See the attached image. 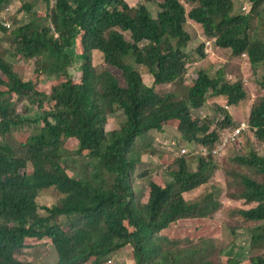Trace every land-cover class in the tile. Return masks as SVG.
<instances>
[{
	"label": "trees",
	"instance_id": "16d2710c",
	"mask_svg": "<svg viewBox=\"0 0 264 264\" xmlns=\"http://www.w3.org/2000/svg\"><path fill=\"white\" fill-rule=\"evenodd\" d=\"M11 1L0 0V13ZM19 1L25 13L39 2ZM42 1L47 7L41 21L36 13L29 23L16 21L13 30L0 24L13 39L7 52L36 61L35 74L26 79L0 56V264H35L18 255L49 245L58 254L56 264H112L110 257L123 248L131 250L133 264H264V155L251 149L224 168L229 197L249 206L226 207L250 225L247 258L216 250L210 226L224 207L218 189L195 200L184 197L208 189L216 167L212 153L226 130L237 127L228 107L247 101L249 89L223 70L212 76L201 69L185 97L156 91L188 73L189 20L217 47L264 68V0H250L248 13L237 12L233 0H162L156 16L145 3L126 0ZM93 51L125 82L109 70L96 71ZM199 52L206 57L203 48ZM74 55L85 61L79 79L71 73ZM136 66L154 78L152 86ZM259 85L264 91V73ZM14 96L36 113H20ZM210 98L227 102L213 105L215 125L193 114ZM248 124L242 136L252 134L264 144V96L253 104ZM167 127L207 156H197L195 171L186 158H174L169 179L141 173L149 178L140 189L138 165L144 155L158 154L151 132ZM74 163L81 166L78 173ZM47 190L58 194L52 207L38 203Z\"/></svg>",
	"mask_w": 264,
	"mask_h": 264
},
{
	"label": "rangeland",
	"instance_id": "374dc122",
	"mask_svg": "<svg viewBox=\"0 0 264 264\" xmlns=\"http://www.w3.org/2000/svg\"><path fill=\"white\" fill-rule=\"evenodd\" d=\"M52 4L54 0H51ZM132 6H138L145 3L154 16L158 12L157 1L162 0H126ZM235 2V9L240 13H248V10H244L252 7L250 0H233ZM19 2V3H18ZM18 3V4H17ZM188 10H190L193 5L187 4ZM47 5L44 1L39 0L35 8L31 13L20 12L21 3L19 0H12L11 4L7 6L8 12L5 9L2 10V17L7 20L11 26L9 29L15 28V22L22 20L24 23H29L33 15L37 13V20L41 21L43 19V11L46 12ZM249 9V8H248ZM0 13V14H1ZM189 31L192 35V40L189 43L186 53L188 56V73L182 81L177 83H172L168 85L157 86L156 91L159 94H166L169 92H175L181 97L186 96V89L192 84L193 78L198 70H205L210 75L216 76L219 71L223 70L226 77L230 81H236L237 79H242L245 87L249 89L250 97L247 101L242 102L238 107L229 106L228 109L235 119L237 126L242 123H247L250 116V111L253 104L262 96H264V91L259 85V80L261 79L264 68L258 67L253 68L247 57L239 56L235 57L232 51L229 49H222L211 41V45H207L210 40L204 35L202 27L192 20H189ZM264 31V22L261 24L260 33ZM13 41L10 35L0 32V56L6 58L9 62L16 65L23 76L26 79H30L35 74V63L34 60H25L24 58L13 57L7 52L9 44ZM203 48L206 57L203 58L199 50ZM74 65L71 68L72 76L75 79H79L81 76V69L85 64V61L81 60L77 55H74ZM92 64L95 70L102 72L104 70H109L114 73L121 83L125 80L122 76V72L118 69L105 63L103 56L99 52L93 51L92 53ZM137 70L143 74V81L148 85L152 86L154 83V78L151 75L146 74L141 66H136ZM13 99L17 102L18 110L20 113L33 116L36 110L32 106H28L25 101H20L16 96ZM227 102L222 98H210L205 106L201 109L193 110V114L201 119H206L207 121L216 124V118L219 113L215 112L213 107L214 104L222 105L227 107ZM119 117V116H118ZM120 118V117H119ZM111 125L108 124L106 129H110ZM248 131V130H246ZM151 135L154 138V146L158 150L157 155L146 154L143 157V161L138 165L137 173L135 175L136 182L139 183L140 189L145 188L147 180L149 177L140 178L139 174L144 173L153 176L156 173H161L166 176L169 170V165L174 158L184 157L190 162V169L192 171L198 168V157L201 155L206 157L201 152L200 147L193 146L181 140L179 133L173 127H167L166 131L163 133L152 131ZM185 149L186 153L183 154L182 150ZM254 149L259 154L264 155V144L260 143L254 138L252 134H244L239 140L227 146L223 151H219L217 148L216 153H212L215 156L216 167L213 174L209 178L208 189L199 188L191 193L184 194L187 200H195L198 197L203 196L206 190L216 192L215 189L219 190V195L217 199L222 202L223 208L217 211L213 215V221H211L210 233L215 239V247L217 251H224V253L233 256H239L242 259L247 258L248 252L250 251V237L247 234V223H240L236 219L226 212V207L232 205L234 207H246L249 206L245 204L243 200H234L229 197V189L227 184V179L224 174V168L226 163L230 162V159L239 153H246L249 150ZM206 153V151H204ZM198 156V157H197ZM77 170L72 169L78 173V169L81 168L79 163H74ZM141 195V193H140ZM58 198L57 192L54 190H47L43 192L38 198V203L42 207H52L56 204ZM44 214L45 211H40ZM63 221L67 218L62 217ZM239 227H246L244 231L239 233H234L233 230ZM21 259L28 257L29 260L33 261L35 264H56L58 260V254L55 248L51 245L46 247H41L37 249H32L27 253L21 252L18 255ZM112 264H133L131 260V250L129 248H123L116 253H114L110 259Z\"/></svg>",
	"mask_w": 264,
	"mask_h": 264
},
{
	"label": "built area",
	"instance_id": "2783aa9c",
	"mask_svg": "<svg viewBox=\"0 0 264 264\" xmlns=\"http://www.w3.org/2000/svg\"><path fill=\"white\" fill-rule=\"evenodd\" d=\"M244 10H248L249 11L250 8L249 9L248 8L245 9V7H244ZM0 24L5 26V27H7V28H9L11 26V24L7 20L1 19V18H0ZM211 43L212 42L210 41V42L207 43V45H211ZM249 127L250 126L247 123H242L241 126H239V127L227 129L226 133H225L224 142L221 145H219L217 147V149L219 151H223L227 147L228 144L236 142L241 137L242 131L247 129V128H249ZM216 152H217L216 150L213 151V153H216ZM182 153L185 154L186 150L183 149Z\"/></svg>",
	"mask_w": 264,
	"mask_h": 264
},
{
	"label": "crops",
	"instance_id": "0c3cea01",
	"mask_svg": "<svg viewBox=\"0 0 264 264\" xmlns=\"http://www.w3.org/2000/svg\"><path fill=\"white\" fill-rule=\"evenodd\" d=\"M18 3H19V2H18ZM18 3H17V4H18ZM248 8H250V5H249ZM8 10H9L8 8H5V11H6V12H8ZM2 14H3V13L0 14V18H1V19H4V18L2 17V16H3Z\"/></svg>",
	"mask_w": 264,
	"mask_h": 264
},
{
	"label": "clouds",
	"instance_id": "9594fccd",
	"mask_svg": "<svg viewBox=\"0 0 264 264\" xmlns=\"http://www.w3.org/2000/svg\"><path fill=\"white\" fill-rule=\"evenodd\" d=\"M250 8H251V7H250ZM249 11H250V10H249ZM9 28H10V27H9ZM247 124H248V122H247ZM248 125H249V124H248ZM239 126H241V125H239ZM239 126H237V127H239ZM249 126H250V125H249ZM248 129H250V127L247 128V129H245V130H248ZM245 130H243L242 133H243ZM255 130H256V129H255ZM241 136H242V134H241ZM239 139H240V138H239ZM239 139H238V140H239Z\"/></svg>",
	"mask_w": 264,
	"mask_h": 264
}]
</instances>
